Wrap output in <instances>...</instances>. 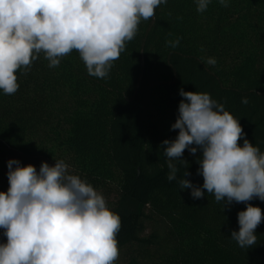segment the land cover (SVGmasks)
Listing matches in <instances>:
<instances>
[{"label":"trees","instance_id":"obj_1","mask_svg":"<svg viewBox=\"0 0 264 264\" xmlns=\"http://www.w3.org/2000/svg\"><path fill=\"white\" fill-rule=\"evenodd\" d=\"M227 2L224 7L211 0L200 13L196 0H167L153 18L141 21L107 78L89 76L75 50L56 68L41 53L27 75L23 69L16 73L15 94L0 90V155L63 159L86 181L114 184L116 200L109 208L121 219L123 264H146L152 254L175 264H216L205 259L206 247L227 264H264V220L255 230L257 244L240 248L230 236L247 205L233 202L222 211L206 190L195 200L190 189L180 191L177 181L167 180V158L159 147L178 135L171 125L183 88L223 103L264 152V0ZM177 38V47L168 46ZM209 57L215 66L206 64ZM200 155L185 149L182 159L189 166L175 161L178 177L187 169V178L202 186ZM8 186L0 170V192ZM248 203L264 213V201ZM4 231L0 243L7 242Z\"/></svg>","mask_w":264,"mask_h":264},{"label":"clouds","instance_id":"obj_2","mask_svg":"<svg viewBox=\"0 0 264 264\" xmlns=\"http://www.w3.org/2000/svg\"><path fill=\"white\" fill-rule=\"evenodd\" d=\"M224 7L227 0H219ZM167 0H0V90L13 95L19 84L16 73L24 75L41 53L49 68L73 50L79 53L89 76L107 78L113 62L134 39L141 21L156 14ZM211 0H196L203 13ZM171 13H169L170 15ZM180 40H170L175 48ZM203 59V58H202ZM206 64L215 66L213 57ZM171 130L174 140L159 146L167 158V180L177 181L180 191L190 189L191 197L207 193L222 204V211L245 203L238 212L239 230L230 238L242 249L257 244L255 230L264 220L260 207L248 203L264 201V152L254 146L239 119L225 110L209 93L185 91ZM247 105V97L242 98ZM243 139L241 146L239 141ZM185 149L201 155L197 175L202 186L192 183ZM187 166L180 171L177 163ZM15 165V168H13ZM9 187L0 192V228L6 243H0V264H116L119 259L117 234L119 215L90 183L69 171L63 159L54 166L42 162L39 171L32 164L7 162Z\"/></svg>","mask_w":264,"mask_h":264},{"label":"rangeland","instance_id":"obj_3","mask_svg":"<svg viewBox=\"0 0 264 264\" xmlns=\"http://www.w3.org/2000/svg\"><path fill=\"white\" fill-rule=\"evenodd\" d=\"M10 159L18 160L20 162L21 166H26L28 164H32L36 167L37 171H39L42 162H47L50 166H54V164H55V161L51 160L48 162L44 158H40L39 161H37V160L31 161L19 153L8 151L7 153L0 155V170L6 176L8 173L7 162ZM57 160H59V158ZM67 160H68V158H66V161ZM68 165L70 166L69 171L72 174L79 175L83 180H85V178L82 175H80V173H78L74 167H72L70 164H68ZM13 168H15V165H13ZM87 182L90 183L98 192H100L101 194L104 195V197L106 198V202H107L108 207H110L115 202V200H116V187L114 186V184L101 183L99 181H95L92 179H88ZM150 232H151V228H149V230L147 231V235H149ZM205 251H206V253H205L206 258L205 259L207 261L211 262L214 259L216 264H227L226 263V257H224L223 255H220L217 253V254H215L216 257H212L210 249H207V247H206ZM119 261H120V259L118 261H116V264H123L121 261L120 262ZM145 262H146V264H175V263L170 262V260H168V259L163 260V258L155 257L153 254L149 258H146Z\"/></svg>","mask_w":264,"mask_h":264}]
</instances>
